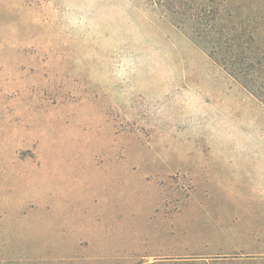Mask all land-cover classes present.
<instances>
[{
  "label": "rangeland",
  "instance_id": "obj_1",
  "mask_svg": "<svg viewBox=\"0 0 264 264\" xmlns=\"http://www.w3.org/2000/svg\"><path fill=\"white\" fill-rule=\"evenodd\" d=\"M186 1L204 49L264 35V0ZM162 9L0 0V264H264V65L257 98Z\"/></svg>",
  "mask_w": 264,
  "mask_h": 264
},
{
  "label": "trees",
  "instance_id": "obj_2",
  "mask_svg": "<svg viewBox=\"0 0 264 264\" xmlns=\"http://www.w3.org/2000/svg\"><path fill=\"white\" fill-rule=\"evenodd\" d=\"M176 1L178 4V9H179V11H177L178 13H180V10H182L183 8L188 7V3L186 0H146V3L148 6L154 7L156 5L157 6L160 5L163 8L162 10L164 13L158 16L156 19H154L153 16L149 15L148 18H146V21L144 22L145 26L143 27H146V24L150 25L151 27H154L157 30V32H159V34H164V32L167 31L164 37L166 39L168 38L169 36L168 34L170 32H173L174 34H177V33L184 34V36H186L187 38L193 41L195 48L198 50L199 54H204V56H206V58L210 62H214L215 64H218L219 66H221L224 72H226V74L234 77L239 82H241V79L243 77H246L248 75L249 76H252L254 74L258 75V70L260 66L264 65V35L254 34V35H250L247 37L243 35L226 34L222 36L224 41L228 42V41H234L235 39H237L239 41L241 40L243 44L245 43L247 45L242 46V44H238V45H235L234 47L231 46L225 49L224 48L221 49V47H219L218 49H211V50H208V48L204 49L202 46H200V43H202V41L204 40L215 38V36L210 35V34H200V33H195V32H191V33L189 32L187 35L186 33L182 32L181 28L184 27V23L186 22V19L183 18L182 20V18L179 17L178 19L180 20L173 22L170 19L169 12H168L174 7V5L176 4ZM196 1L197 3L196 4L194 3L195 10L196 12L200 13V16L199 14L192 13L189 20L195 19V18L197 19L203 18L202 16L205 14V12L209 13V8L211 7V4L213 3V0H208V2H201L199 0H196ZM135 7H137V9L139 8L138 6H135ZM135 23H136V20H135ZM228 68L231 69L232 72ZM234 72L236 73V76H234L233 74ZM254 84L255 83L252 82L251 86L253 88H250V87L243 85L242 83L243 87H245L248 91H250V93L253 96L258 98L259 97L258 91L260 90L259 88H255V86H253ZM253 89L257 91V94L254 92ZM260 93L259 95L262 94Z\"/></svg>",
  "mask_w": 264,
  "mask_h": 264
}]
</instances>
